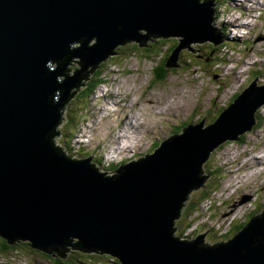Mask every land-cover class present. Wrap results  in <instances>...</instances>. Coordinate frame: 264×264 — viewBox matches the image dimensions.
Returning <instances> with one entry per match:
<instances>
[{"label":"water","instance_id":"water-1","mask_svg":"<svg viewBox=\"0 0 264 264\" xmlns=\"http://www.w3.org/2000/svg\"><path fill=\"white\" fill-rule=\"evenodd\" d=\"M211 2L0 0L2 238L26 240L44 252L62 253L66 246L99 252L121 264H264V210L227 241L208 245L204 232L192 240L173 235L184 200L207 177L203 162L257 122L264 105L258 78L212 122L188 123L112 172L95 168L90 155L67 156L51 141L58 109L77 91L71 88L116 46L180 36L165 63L176 66L178 50L190 42L220 43ZM73 57L80 69L67 76Z\"/></svg>","mask_w":264,"mask_h":264},{"label":"rangeland","instance_id":"rangeland-1","mask_svg":"<svg viewBox=\"0 0 264 264\" xmlns=\"http://www.w3.org/2000/svg\"><path fill=\"white\" fill-rule=\"evenodd\" d=\"M230 1L211 2L215 6V22L212 23L224 41L213 44L212 51L210 41L190 42L188 47L179 49L176 66H165L167 72L162 81L154 79L153 68L162 63L165 65L180 42V36L149 37L143 45L133 40L116 46L113 54L105 56L96 66L102 81L87 98L73 99L80 84L81 88L85 86L83 78L88 72L77 87L71 88V92L77 91L58 109L60 122L54 129L57 134L52 137V143L74 159L90 155L95 168L108 172L115 169L113 165L119 166L153 152L162 140L178 132L182 125L202 119L204 125L212 122L255 77L258 84H263L264 0H259L263 3L260 8L255 6V9L244 11L243 7L250 8V5H243L238 0L240 6H235ZM227 17L243 26L239 30L227 27L224 25ZM145 32L140 30L142 34ZM78 61V57L69 61L65 69L67 76L80 69ZM58 78L65 79L66 76ZM57 93L56 100L59 98ZM68 106L70 109L66 112ZM128 115L134 117L128 119L132 124H139L140 133H129L135 137V142L125 144V131L130 130L126 123ZM256 117V127L242 133L237 140L223 141L203 162L202 174L207 177L203 185L193 189L184 200L185 205L181 206L174 224L175 237L192 240L181 237L190 226V231H194L192 237L205 233L202 242L208 245L227 241L253 214L264 210V105L257 109ZM116 120H119L118 125H115ZM121 130L123 136L119 137ZM119 138L120 143H116ZM122 144L127 149L131 146L132 150L121 151ZM247 175H250L248 179ZM243 194L247 200L238 203ZM189 201L195 203V208L186 209ZM180 232L184 233L179 236ZM19 250L24 258L0 254V264H52L44 253H35L30 248ZM102 260L103 264H108L107 258Z\"/></svg>","mask_w":264,"mask_h":264},{"label":"trees","instance_id":"trees-1","mask_svg":"<svg viewBox=\"0 0 264 264\" xmlns=\"http://www.w3.org/2000/svg\"><path fill=\"white\" fill-rule=\"evenodd\" d=\"M176 44L177 43H175V45L169 48V52L176 46ZM210 49L213 50V47L211 46ZM208 54L209 52L206 55ZM153 72H154V79L156 81H162L165 77V73L167 72V68L165 67L164 63H162L160 64V66L156 65L153 68ZM100 76L101 75L98 69H95L92 74H91V71L89 70L87 75L84 76L83 78L85 80L84 81L85 86L81 88V84H80V87L78 88L80 90L79 92H77L76 96L73 99L75 100L80 97L87 98L91 94V92L95 89V87L102 81ZM69 109H70V106L66 108L67 110L66 112H68ZM63 110H65V108H63ZM68 120L69 118L66 119V122ZM257 125H258V122L254 125V127H256ZM193 208H195V203L189 201L187 203L186 209H193ZM237 228H239V226ZM178 235L181 236L182 235L181 232ZM16 248H19L23 251L27 250V248H30V249H33L35 253H40V252L44 253V255L48 257V259L51 261L52 264H103L101 262L103 261L102 258H107L108 264H114V263L121 264L116 258H113V256L108 255V254H102V253L94 252V251L83 252L81 249H76V248L72 249L71 246L69 247L66 246L65 248L67 251L62 252V253H59L54 250L53 251L50 250L49 252H42L41 250L32 248L27 241L15 240L12 243H8L6 239L0 236V254L2 256H5V257H9L12 255L15 257L23 256V254L20 253Z\"/></svg>","mask_w":264,"mask_h":264},{"label":"bare ground","instance_id":"bare-ground-1","mask_svg":"<svg viewBox=\"0 0 264 264\" xmlns=\"http://www.w3.org/2000/svg\"><path fill=\"white\" fill-rule=\"evenodd\" d=\"M229 1H230V0H229ZM230 2H231V4H234L235 6H236V4H238V6H240V5H239L240 3H243V5L248 4V5H251V6H252V7L250 6V8H247L248 6L243 7V11H244V10H247V9H251V8L255 9V6H256V8H260V7H261L260 5H262V4L264 3V2L262 3V1L259 2V0H241L240 3H239L238 0H231ZM257 6H258V7H257ZM259 6H260V7H259ZM255 11H256V10H255ZM247 12H248V11H247ZM227 19H228V20H227ZM239 19H240V18H239ZM226 20H227V21L224 22V25L227 24V25H226L227 27L230 26V28H234V29L236 28V29L239 30L240 27L243 26V25H241L239 22H237L236 20L232 19V17H231V18H230V17H227ZM244 28H245V27H244ZM246 32H247V30H246ZM243 35H244V34H243ZM243 35L240 34V36H243ZM222 39H223V38H222ZM92 43H93V42H92ZM92 43H91V44H92ZM89 44H90V43H89ZM146 59H147V58H146ZM200 70H201V69H200ZM215 83H216V82H215ZM123 100H124V99L122 98L121 101H123ZM114 103H115V102H114ZM114 103H113V104H114ZM137 103H138V102H137ZM128 104H129V103H128ZM138 104H139V103H138ZM125 106H127V105H125ZM138 106H139V105H138ZM127 107H128V106H127ZM118 109L121 110V107L118 108ZM115 112H116V111H115ZM107 116H109V115H107ZM134 116H135V115H134ZM130 117H131V118H134V117H132L131 115H128V116H127V118H126V123H129V129H130V130L127 129L125 132L128 133V134H129V133H134V134H138V135H139L140 131H139V128H137V126H138L139 124H138L137 122L134 123V124H132L131 120H130V121L128 120ZM108 119H109V118H108ZM136 121H137V120H136ZM120 122H121V121H120ZM118 124H119V120H116L115 125H118ZM123 124H124V123H123ZM133 126H134V127H133ZM123 127H124V126H123ZM138 127H139V126H138ZM132 128H133V129H132ZM122 130H124V129H122ZM122 130H121V135H117V136H119V137H120V136H123V135H122ZM132 130H133V131H132ZM123 138H124V137H122V139H123ZM125 138H126V137H125ZM139 139H140V138H139ZM139 139H138V140H139ZM120 140H121V139L119 138L118 141H117L116 143H120ZM122 141H123V140H122ZM131 141H134V142H135V137H134V136H129V137H127V138H126V141L123 142V143L127 144L128 142H131ZM134 142H133V143H134ZM123 146H124V145L122 144L121 147H120L121 151H122V150L125 151V148L127 149V147L124 148ZM113 149H114L115 151H118V152L121 153L120 150H118V149H116V148H113ZM128 149H129V150H132V147L130 146ZM128 149H127V150H128ZM228 153H229V152H228ZM261 156H262V155H261ZM257 158L261 159V158L258 157V156H257ZM255 160H256V159H255ZM260 161H261V160H260ZM257 166H258V165H257ZM249 177H250V175H247V179H248ZM193 238H194V237H193ZM178 239H179V238H178ZM186 240H187V239H186ZM13 262H14V261H13Z\"/></svg>","mask_w":264,"mask_h":264},{"label":"built area","instance_id":"built-area-1","mask_svg":"<svg viewBox=\"0 0 264 264\" xmlns=\"http://www.w3.org/2000/svg\"><path fill=\"white\" fill-rule=\"evenodd\" d=\"M190 229H191V227L189 228V230H188V231H190ZM13 258H15V256H13Z\"/></svg>","mask_w":264,"mask_h":264},{"label":"flooded vegetation","instance_id":"flooded-vegetation-1","mask_svg":"<svg viewBox=\"0 0 264 264\" xmlns=\"http://www.w3.org/2000/svg\"><path fill=\"white\" fill-rule=\"evenodd\" d=\"M241 198V197H240ZM238 200V199H237Z\"/></svg>","mask_w":264,"mask_h":264}]
</instances>
